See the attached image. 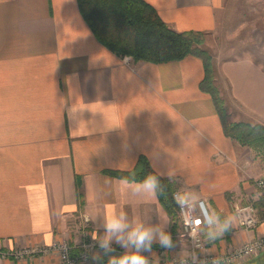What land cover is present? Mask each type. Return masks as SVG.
Masks as SVG:
<instances>
[{"label": "crops", "instance_id": "0c3cea01", "mask_svg": "<svg viewBox=\"0 0 264 264\" xmlns=\"http://www.w3.org/2000/svg\"><path fill=\"white\" fill-rule=\"evenodd\" d=\"M178 31L214 33L225 0H146ZM213 58L215 83L230 121L264 124V51ZM203 60L135 61L107 48L78 0H0V264H62L59 252L13 257L22 248L72 245L103 233L110 211L165 225L172 249L153 245L157 264L191 254L158 194L121 191L117 176L140 156L175 180L188 200L237 224L200 254H224L264 237L257 180L264 154L228 136L200 83ZM253 203L260 224L245 229L235 203ZM85 216L94 220L84 222ZM114 254L124 249L113 244ZM93 251H99L95 249ZM151 262V253H143ZM264 251L235 264H258ZM171 261V262H170ZM107 257L102 264H106ZM77 264H94L88 262Z\"/></svg>", "mask_w": 264, "mask_h": 264}, {"label": "trees", "instance_id": "16d2710c", "mask_svg": "<svg viewBox=\"0 0 264 264\" xmlns=\"http://www.w3.org/2000/svg\"><path fill=\"white\" fill-rule=\"evenodd\" d=\"M78 3L96 37L120 56L153 63L181 60L189 55L199 56L205 68L200 87L212 96L225 133L243 145L254 147L259 153L264 152V124L228 119L225 101L215 83L212 55L202 47L204 32L174 29L146 0H78ZM105 173L129 179L134 176L137 181L149 173L160 176L144 155L130 170L109 169ZM160 179L163 191L158 193V197L171 215V231L174 234L182 228L180 209L174 198L178 185L168 177L161 176ZM257 205L264 207V199L261 198ZM78 253L80 249L75 247L72 254Z\"/></svg>", "mask_w": 264, "mask_h": 264}, {"label": "clouds", "instance_id": "9594fccd", "mask_svg": "<svg viewBox=\"0 0 264 264\" xmlns=\"http://www.w3.org/2000/svg\"><path fill=\"white\" fill-rule=\"evenodd\" d=\"M160 176L149 173L143 179L137 181L135 177L118 178L121 191H131L135 194H144L146 197H155L163 191ZM178 195V198H177ZM175 195L176 204L183 214L188 207V199L183 194ZM195 212V208L192 210ZM94 220L91 216H85L84 222ZM237 224L235 214L221 220L218 215L208 214L207 210H201V215H187L184 218L185 228L191 230L201 225H207L208 230L205 233L206 240L209 244L221 239L228 232L233 230ZM103 233L95 232L93 240L95 245L89 247H98L99 251H92L90 259L94 264H102L107 257V264H157V256L153 252V245L157 244L163 249H172L174 241L171 234L166 231L165 225H148L141 220H129L126 211H110L103 218ZM195 234H193L194 238ZM113 244L119 245L124 251L121 254H114L116 249ZM151 253L153 259L149 260L143 253ZM187 264V261L184 262ZM191 264H221L220 258H213L210 262L201 259L200 256L193 252L191 254Z\"/></svg>", "mask_w": 264, "mask_h": 264}, {"label": "built area", "instance_id": "2783aa9c", "mask_svg": "<svg viewBox=\"0 0 264 264\" xmlns=\"http://www.w3.org/2000/svg\"><path fill=\"white\" fill-rule=\"evenodd\" d=\"M257 187L261 196L264 197V178H260L257 180ZM177 194L180 193L177 191L175 195ZM193 208H195V212L192 211ZM204 209L207 210L208 214H211L207 202L204 199H200L197 202L188 200V207L186 208L185 212L182 214L180 211L182 222L181 236L190 244L192 252H196L201 259H205L210 262L213 258H220L221 264H233L257 252L264 251V237H261L246 242L245 244L238 246L224 254H200V251H202L206 246L203 229H207V225H201L198 228H193L190 233L189 230L185 228L184 218L189 214H192L193 216L201 215V210ZM234 210L242 226L247 230L256 228L261 222V218L258 215L257 208L253 203L237 202L234 205ZM193 234H195L194 238ZM95 244L96 242L93 239L85 241L77 246L72 245L69 241H58L47 247L22 248L15 250L14 252H11L9 254L16 258H25L28 256L47 254L54 251L60 253L62 264H77L81 261H87L90 259V253L98 247L93 248L89 246H93ZM75 247L80 249V253L73 255L72 250ZM185 261H187V264H191V257L174 259L171 264H184Z\"/></svg>", "mask_w": 264, "mask_h": 264}, {"label": "rangeland", "instance_id": "374dc122", "mask_svg": "<svg viewBox=\"0 0 264 264\" xmlns=\"http://www.w3.org/2000/svg\"><path fill=\"white\" fill-rule=\"evenodd\" d=\"M202 47L207 49L216 61L219 56L222 59L245 55L258 58L260 52L264 51V0H225L218 14L217 30L214 33H205ZM260 252L241 261L249 260ZM191 254L185 257L190 258ZM258 264H264V258L258 261Z\"/></svg>", "mask_w": 264, "mask_h": 264}]
</instances>
